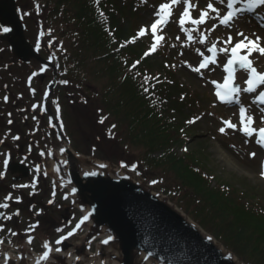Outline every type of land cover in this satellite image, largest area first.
Masks as SVG:
<instances>
[{
    "label": "rangeland",
    "instance_id": "rangeland-1",
    "mask_svg": "<svg viewBox=\"0 0 264 264\" xmlns=\"http://www.w3.org/2000/svg\"><path fill=\"white\" fill-rule=\"evenodd\" d=\"M22 1L23 4L29 3V0ZM126 1L124 0V2ZM133 2H135L133 13L127 7L123 9V14L127 17V22L130 23L128 25L131 27L130 31L135 30V35L131 38L130 35L127 38L128 42L140 43L133 49L140 56L141 65L149 67L152 72L156 73L153 75L158 80L160 77L163 79L167 77L176 84L177 91L173 89L171 94L174 104L171 103V109L168 111L171 116L170 124L175 125L170 131V137L175 141L176 152L180 154L190 152L191 161H197V164H193L192 170L189 171L190 179L188 181L195 187L203 186L208 192L214 191L216 187L219 188L218 185H226L229 190H222L221 192L225 195L231 192L232 201L226 202L224 200L222 202L224 206L230 207L232 202L237 200L240 203H248V207L252 208L251 212L260 214L254 219L261 221L264 225V146L257 143L260 139L259 129L264 128V119H262L264 117V111H262L264 103H261L257 98L261 92H264V84L257 86L253 92L244 91L248 87L246 81L249 75L244 69H240L238 72L233 71L232 74L234 81L239 84L241 89L235 99L232 100L233 102H224L217 96L218 91L223 95L227 89L224 85L229 73L225 70V65L231 58V48L245 37L249 40H256L259 37L258 43L264 47V6L254 9L251 13H246L243 11L247 0H235L231 9L228 7L229 0H191L192 5H194L190 9L191 19L186 20L181 26L179 21L186 6L181 2L172 5L171 15L166 17L167 22L158 25L156 33H153L151 25L161 18L157 15L161 5L170 4L171 0H133ZM209 3L213 4L219 15L217 12L207 9ZM204 10L209 11L206 22L192 23V20L200 18V13ZM229 11H234L236 16L229 24H221L220 19ZM46 12L47 10H43V15ZM27 23L32 28L33 35L36 25L31 19ZM142 29L147 30L144 35H140ZM238 33H243V36L238 35ZM157 37L163 39L157 40ZM229 37H231V43H225ZM154 44L156 47L153 50ZM213 45L216 48L215 52L209 51ZM225 48L229 51H221ZM239 54L247 55V49L240 50ZM206 57L210 60L214 59L215 62L195 71ZM248 58L259 73H264V55L254 51ZM64 63L67 67L68 59H65ZM65 81L66 79L62 78L61 85L63 88H65ZM88 86L87 93L89 94L86 93L84 98L83 92L80 93L78 90V83L75 89L70 90L71 92L65 93L61 87L57 90L58 99L55 100L56 108L54 109L57 117L65 122L66 130L69 132L72 130L75 149L98 160L108 161L126 170L134 171L135 174L143 177L155 188L167 194L174 203L183 207V210L188 214L191 215L192 209H195L202 215H207L205 217L214 229L223 231L224 215H219L216 212L211 215L210 212L206 214L203 204L195 208L196 201L200 200L199 196H195L197 193L192 188L183 187L181 181L177 182L174 179L178 176L175 171L166 165L156 164V162L149 166L148 159L160 156L159 153H152L149 148L144 146L121 148L112 137L104 136V129L102 131V127L94 121L93 105L95 103L91 97V91L95 89V85L93 82H89ZM151 90L154 89L151 88ZM48 91L45 89V95H48ZM30 94L29 96L25 95V98L29 100V98L35 97L34 91H31ZM85 99H89L88 105L82 102ZM183 99H186L185 105L182 104ZM98 101L97 99V103H99ZM37 104L44 108L43 101L37 100ZM241 108L245 109L247 117L252 118L253 122L249 127L257 130L251 135L243 131ZM226 121L231 122L236 127H228ZM221 128H224L225 131L221 132ZM120 131H124L123 128ZM55 143L59 146L57 142ZM52 144L50 142L45 145V149ZM253 153L255 155H252ZM47 160L51 167L50 158L48 157ZM120 160H123L124 163ZM138 168L143 172L139 174ZM166 169L171 171H165ZM145 171H147L148 177L145 176ZM199 174L203 177L200 178ZM41 178L42 184L50 185L45 176ZM29 182L32 185V182ZM13 186L14 194H21L18 190L20 185L13 184ZM162 186L165 188L163 189ZM167 187L173 193H169L166 190ZM43 190L45 191V188ZM58 190L57 201L68 205V201H70L67 197L68 190L57 187ZM40 194L38 191L32 193L31 190H28V198L30 197L32 207L29 205L30 209L28 208L26 215L32 221L40 219L44 222L52 219L60 223L61 219L55 215L58 214L55 211L59 210V206L54 202L50 208L45 209L44 214L36 218L37 204H39L38 207L42 208V203L40 204L42 200L37 198ZM45 195L50 199V191H45ZM5 196L7 197L6 194ZM62 196H66L67 200H65L66 198L63 199ZM182 202H185L187 208ZM71 207L73 208V206ZM197 209L202 210L198 211ZM215 210L218 209L215 208ZM73 213L75 223L66 226L68 231L76 228L75 225L82 216L81 212L73 211ZM50 214H53L55 219ZM197 222L199 223V221ZM37 233L39 237L48 236L47 232L42 233L40 229ZM83 234L78 233L76 240H80ZM247 234L253 237L252 232H247ZM58 236L59 234L55 235V237ZM216 238L223 242L219 237ZM41 240H39L40 243ZM40 249L41 247L35 248V250ZM91 250L96 251V242L92 244Z\"/></svg>",
    "mask_w": 264,
    "mask_h": 264
},
{
    "label": "trees",
    "instance_id": "trees-1",
    "mask_svg": "<svg viewBox=\"0 0 264 264\" xmlns=\"http://www.w3.org/2000/svg\"><path fill=\"white\" fill-rule=\"evenodd\" d=\"M35 3L48 10V22L58 29L60 57L68 59L67 75L76 81V85L78 83L83 98L89 82L94 83L95 89L91 91L95 103L94 121L102 127V131L104 129V136L112 137L121 148L144 146L152 153H159L160 156L148 159L149 166L156 162L175 171L178 176L174 179L181 181L183 187L192 188L197 193L195 196H199L195 208L203 204L206 214L216 212L224 215V229H214L205 217L207 215L192 209L194 219L222 239L247 264H264V225L254 219L260 214L251 212L248 203L238 200L232 202L230 207H225L222 203L224 200L232 201L231 192L227 195L221 192L229 190L226 185H218L219 188L208 192L203 186L199 185L198 188L188 181L189 171L197 161H191L190 152H176L175 141L170 137L175 125L170 124L168 111L171 103L174 104L171 94L173 89L177 91L176 84L167 77L158 80L153 75L156 73L141 65V58L133 49L140 43H131L127 39L135 35V30L130 31V23L123 9L127 7L133 13L135 2L35 0ZM82 102L88 105L89 99ZM182 104H186V99L182 100ZM122 128L124 131H120ZM169 169L165 171H171ZM137 172L140 174L143 171L138 168ZM145 176H149L147 171ZM199 177L203 176L199 174ZM166 190L172 192L169 187ZM182 204L187 208L185 202ZM247 232H252L253 237Z\"/></svg>",
    "mask_w": 264,
    "mask_h": 264
},
{
    "label": "water",
    "instance_id": "water-1",
    "mask_svg": "<svg viewBox=\"0 0 264 264\" xmlns=\"http://www.w3.org/2000/svg\"><path fill=\"white\" fill-rule=\"evenodd\" d=\"M0 23L13 24L11 34L19 38L13 39L12 49L28 59L33 46L24 35L16 0H0ZM49 169L55 184L68 188L71 201L84 213L79 227L60 239V251L40 236L44 252L36 253L27 246L28 237L18 253L0 250V264H246L134 171L79 153L66 137ZM79 232L84 234L76 240ZM45 244L51 249L47 259Z\"/></svg>",
    "mask_w": 264,
    "mask_h": 264
},
{
    "label": "flooded vegetation",
    "instance_id": "flooded-vegetation-1",
    "mask_svg": "<svg viewBox=\"0 0 264 264\" xmlns=\"http://www.w3.org/2000/svg\"><path fill=\"white\" fill-rule=\"evenodd\" d=\"M29 3L23 4L22 0H16L24 24V35L33 46L28 59L17 55L12 49L13 39L19 38L17 33L11 34L15 31L13 24L0 23V205H7L0 207V250L19 251L20 244L26 237H30L33 250L42 251L43 241L39 236L31 235L39 229L42 233L47 232L49 241L55 245L61 237L72 231L66 230V226L75 223L73 211L79 213L70 201L68 205L57 201L59 190L57 191L49 175L50 165L47 160L49 157L52 164L53 154L61 153L65 137L75 149L72 130H66L65 122L57 117L54 108L58 88L64 89L65 93L71 92L75 89L76 81L67 75L65 59L60 57L61 44L57 43L58 29L48 22V10L38 6L35 0H29ZM43 10H47L45 15ZM29 19L36 25L33 35L32 28L27 23ZM4 28L9 31H3ZM62 78L66 79L65 88L61 85ZM45 89L49 90L48 95H45ZM31 91H34L35 97H28V100L25 95H31ZM37 100L44 102V108L40 106L41 103L37 104ZM15 137L19 139H14ZM50 142L53 143L52 146L48 145L45 149V145ZM5 160L8 162L7 166L4 164ZM43 176L50 185L42 184ZM13 184L20 185L18 190L21 194H14ZM44 188L46 192L50 191V199L45 195ZM28 190L41 193L37 198L42 200V208L38 207L39 204L35 206L36 218L44 214L45 209L50 208L54 202L59 206V210L55 211L58 214L55 215L61 222L57 223L52 219L44 222L40 219L30 220L26 215L31 205ZM5 194L11 199H6ZM62 198L65 199L66 196ZM50 215L54 218L53 214ZM57 234L59 236L55 237ZM36 247L41 249L35 250Z\"/></svg>",
    "mask_w": 264,
    "mask_h": 264
},
{
    "label": "snow or ice",
    "instance_id": "snow-or-ice-1",
    "mask_svg": "<svg viewBox=\"0 0 264 264\" xmlns=\"http://www.w3.org/2000/svg\"><path fill=\"white\" fill-rule=\"evenodd\" d=\"M183 2L186 6L185 9L181 15V19L179 21L180 25L183 26L184 23L186 22V20L191 19L190 16V9L194 7V5H192L191 0H171L170 4H164L161 5L160 10L158 11L157 15L160 16L161 18L159 20H157L156 22H154L151 25V31L153 33H156L158 25L162 24V23H166V17L171 15V9H172V5H176ZM235 3V0H229V4L228 7L231 9L233 8V5ZM260 6H264V0H247V9L248 11H252ZM207 9L213 11V12H217V15H219L217 9H215V7L213 6V4L209 3L207 5ZM235 15L234 11H229L227 13V15L223 16L220 19V23L221 24H229V22L233 19ZM209 17V11L208 10H204L200 13V18L198 20H192V23L195 24H201L206 22V18ZM3 31L7 32L9 31L8 28H4ZM147 30L142 29L140 35H144L145 32ZM238 35L243 36V33H238ZM189 38H191L189 36ZM163 39L162 37H157V40ZM259 37H257L256 40H249L247 37H245L243 40H241L240 42L236 43L234 47L231 48V58L227 61V64L225 65V70L229 73L228 78L225 80V88H228V85L230 84V82L233 79V70H234V65L238 64L241 68H243L249 75V78L247 79L246 83L248 85V87L246 89H244V91L247 92H253L255 91L256 87L258 85L264 84V73H259L257 71V69L255 67L252 66V61L248 58L252 52H259L261 55H264V47H261L258 43L259 41ZM225 43H231V37H229V39L227 41H225ZM156 45L154 44L152 46L153 50L155 49ZM243 49H247V55H239V51L243 50ZM209 51L215 52L216 48L215 45H213V47L211 49H209ZM221 51L224 52H228L229 49L225 48L222 49ZM214 59L210 60L209 58H205L202 63L199 65V68H196L195 71H199L200 68H204L206 67L209 63H214ZM215 83V82H214ZM241 91L240 88L238 87H232L228 90V97L229 100L228 102H233L231 97L233 96V94H239V92ZM217 96L220 97L221 99H225V96L221 94V92H217ZM261 103H264V92H261L257 98ZM236 103H238V101H235ZM262 111H264V109H262ZM262 119H264V117H262ZM11 122V121H10ZM241 122L242 124H244V128L243 131L248 134L251 135L253 133H255L257 130L253 129L251 127H249V125L253 122L251 117H247L246 116V112L245 109L241 108ZM228 127H236L235 125L231 124V122L226 121L225 122ZM221 132H224L225 129L221 128L220 129ZM259 136L260 139L257 141V143H261L262 145H264V128L259 129ZM14 139H19V137H15ZM252 155H255L254 153ZM7 160L4 161L5 166H7ZM6 199H11V197H7ZM0 207H7L6 204H2L0 205ZM84 219H87V217H85ZM77 227H79V225H77ZM73 233H68V235H72ZM66 237H62L61 239H65ZM29 242H31L29 240ZM57 243H60V241L58 240ZM106 243V241H105ZM45 248L48 249V251H46L44 253V257L43 259H47L49 252L51 251L50 247L48 244H45ZM56 251H60L59 248L56 249Z\"/></svg>",
    "mask_w": 264,
    "mask_h": 264
}]
</instances>
